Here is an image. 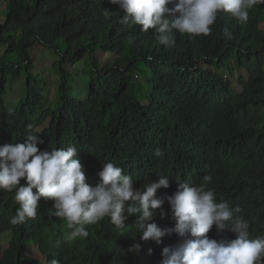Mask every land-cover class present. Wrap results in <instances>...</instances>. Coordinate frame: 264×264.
<instances>
[{"label": "trees", "instance_id": "trees-1", "mask_svg": "<svg viewBox=\"0 0 264 264\" xmlns=\"http://www.w3.org/2000/svg\"><path fill=\"white\" fill-rule=\"evenodd\" d=\"M0 2L6 4L0 21V145L39 134L42 151L75 146L93 186L108 162L141 189L167 176L170 187L158 189V198L174 193L178 183L203 185L217 202L239 207L251 239L264 237V5L249 10L244 23L220 12L210 35L175 32L174 45L166 47L153 30L120 23L123 11L108 0ZM34 46L57 57L56 80L42 82L32 73ZM101 53L109 58L102 61ZM78 64L88 72L84 102L67 94L74 81L66 69ZM232 74L240 91L228 79ZM139 76L147 90L138 87ZM18 77L24 81L13 104ZM14 196V190L0 189V234L11 233L0 264H163L164 247L190 238L172 231L160 244L141 241L136 216H130L123 229L105 217L86 226L88 237L69 239L67 221L49 214L51 200L40 202L35 218L13 225L19 207ZM163 211L146 223L173 229L167 202ZM208 236L235 238L217 235L215 226ZM134 243L140 250L129 252ZM33 245L46 262L27 254Z\"/></svg>", "mask_w": 264, "mask_h": 264}, {"label": "clouds", "instance_id": "clouds-1", "mask_svg": "<svg viewBox=\"0 0 264 264\" xmlns=\"http://www.w3.org/2000/svg\"><path fill=\"white\" fill-rule=\"evenodd\" d=\"M124 15L120 23L141 25V31L153 30L159 44L174 45V33L193 37L207 36L220 12L230 13L241 23L247 22L249 10L264 5V0H108ZM171 4L172 7H168ZM263 23L260 22V24ZM259 24V27H260ZM262 29V28H261ZM224 35L232 39L230 31ZM43 140L30 134L24 143L0 145V189L15 191L19 207L11 218L13 225L26 218H35L42 200L53 201L51 216L63 218L71 229L69 239L86 238V226L105 217L117 228H125V221L136 216L141 241L162 243V237L174 231L185 239L177 247H164L163 264H264V237L250 238L249 220L239 216V207L225 201L217 202L213 190L203 185L178 183L177 189L164 198L156 196L160 188H169L167 176L138 188L133 178L112 162L102 165L99 182L94 186L86 181L85 170L77 158L78 148L40 150ZM159 155V152H157ZM211 181L212 177H205ZM24 183H21V181ZM36 190L35 192L33 190ZM167 202L175 221L173 229L161 228L153 221L157 210L166 213ZM215 226L217 235L232 233L234 239L209 238ZM140 250L134 243L129 252ZM152 249L148 250V254Z\"/></svg>", "mask_w": 264, "mask_h": 264}, {"label": "rangeland", "instance_id": "rangeland-1", "mask_svg": "<svg viewBox=\"0 0 264 264\" xmlns=\"http://www.w3.org/2000/svg\"><path fill=\"white\" fill-rule=\"evenodd\" d=\"M2 1V0H0ZM0 21L2 20V13L4 14L5 8H6V4L5 2H0ZM260 28L264 29V22L260 24ZM3 52L2 47H0V54ZM99 57L101 58L102 61H105L109 58L108 54H98ZM30 57L33 63V69H32V73L34 74H39L42 78V82H44L45 80H50L51 82L56 80L57 78V73L52 69V65L54 64V62L56 61L57 57L54 55L52 50L49 49H45L42 47H39V49L37 48V46H34L31 50H30ZM80 65V67H79ZM234 65V64H232ZM87 68L85 67L84 64H78L77 66H69L67 67V71L70 72L72 74L73 77V84L71 87V90L67 92V94L70 93V95L72 97H75L78 101L80 102H84L87 101V92H86V81L88 79V76L85 70ZM228 79L229 81L233 84L232 87L234 89H236L237 91L241 90V86L240 83L237 80V77L235 74L232 75H228ZM138 80L140 81V85L138 87L141 86L142 90H147V87H145V85L143 84V82L141 81V77H138ZM24 81L23 77H18L14 80L13 86H12V90H13V94L11 99L12 103L14 104V102L17 100V93H20L22 91V87L20 86V84H22ZM49 93L52 94V98H54V86L52 85L51 89L49 90ZM264 115V112H263ZM11 236L10 232H5V233H1L0 234V257L3 253V250L7 247L8 244V240ZM26 252L29 256H33L37 259H40L41 261H45V258L39 253L38 248L36 246H29L26 247Z\"/></svg>", "mask_w": 264, "mask_h": 264}]
</instances>
